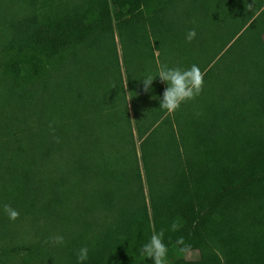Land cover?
<instances>
[{
	"label": "trees",
	"instance_id": "trees-1",
	"mask_svg": "<svg viewBox=\"0 0 264 264\" xmlns=\"http://www.w3.org/2000/svg\"><path fill=\"white\" fill-rule=\"evenodd\" d=\"M161 229L167 264H264V0H0V264H153Z\"/></svg>",
	"mask_w": 264,
	"mask_h": 264
},
{
	"label": "clouds",
	"instance_id": "clouds-1",
	"mask_svg": "<svg viewBox=\"0 0 264 264\" xmlns=\"http://www.w3.org/2000/svg\"><path fill=\"white\" fill-rule=\"evenodd\" d=\"M247 8L252 10L253 4H248ZM195 37V29H190L186 33L185 39L190 43ZM157 75L162 82H166L167 84L162 94L160 108L170 113L177 111L182 103L195 99L203 91L205 73L201 71L198 65L193 64L187 69H182L180 67L170 68L167 65H162ZM156 76L149 74L143 79L145 91L149 90ZM3 211L13 222L19 218V211L14 209L10 204H4ZM180 226L181 224L178 221H174L171 225V230L177 231ZM50 239L54 244L64 243L63 236L57 235ZM176 243L182 246L179 248L181 253H185L191 248V245L187 244L183 237L178 238ZM88 252L89 249L86 246L79 249L77 253L78 262L87 260ZM140 252L142 256L151 259L153 264H167L168 247L164 243V230L161 229L159 232H154L150 240L142 246Z\"/></svg>",
	"mask_w": 264,
	"mask_h": 264
},
{
	"label": "rangeland",
	"instance_id": "rangeland-1",
	"mask_svg": "<svg viewBox=\"0 0 264 264\" xmlns=\"http://www.w3.org/2000/svg\"><path fill=\"white\" fill-rule=\"evenodd\" d=\"M193 235L195 237H198V238H202V234L201 232L199 231V229H195L193 231ZM198 255V253L195 251V252H190V253H187V254H184V255H181L182 257H185L186 259H194L196 258Z\"/></svg>",
	"mask_w": 264,
	"mask_h": 264
}]
</instances>
